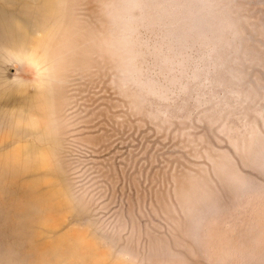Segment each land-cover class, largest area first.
<instances>
[{"label":"rangeland","instance_id":"rangeland-1","mask_svg":"<svg viewBox=\"0 0 264 264\" xmlns=\"http://www.w3.org/2000/svg\"><path fill=\"white\" fill-rule=\"evenodd\" d=\"M0 264H264V0H0Z\"/></svg>","mask_w":264,"mask_h":264}]
</instances>
